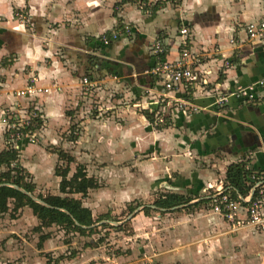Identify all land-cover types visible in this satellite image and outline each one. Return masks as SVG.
Instances as JSON below:
<instances>
[{
  "label": "crops",
  "instance_id": "crops-1",
  "mask_svg": "<svg viewBox=\"0 0 264 264\" xmlns=\"http://www.w3.org/2000/svg\"><path fill=\"white\" fill-rule=\"evenodd\" d=\"M263 17L264 0H0V119L9 108L31 106L40 114L34 137L39 130L43 141L57 145L64 140L59 130L68 128L75 110L81 135L66 138L63 149L79 158L93 140L110 137V147L146 158L139 185L133 180L112 193L97 187L82 198L60 191L56 153L22 139L20 165L35 189L54 186L59 188L55 195L81 198L95 218L113 200L130 202L158 187L191 196L193 203L208 198L227 184V167L234 162L246 161L264 172V87H258L255 100L215 102L236 85L264 78V41L250 39L245 30L248 22ZM126 24L133 34L125 33ZM184 25L189 28L186 46L203 56L204 82L172 95L197 110L173 108L168 122L155 130L146 115L156 96L147 89L161 87L146 73L155 61L152 44L163 40L166 57L176 59L184 47L179 32ZM113 31L119 37L105 45L102 35ZM87 75L97 86L82 83ZM32 78L49 91L15 96L14 90ZM127 97L132 108L119 105ZM91 101L99 111L94 118L84 111ZM6 141L0 120V152L9 148ZM184 209L158 210L155 216L140 210L127 233L105 227L112 231L109 244L115 245L108 251L117 249L108 253L94 234L66 240L65 230L55 224L36 230L40 222L31 207H21L14 217L10 208L0 213V264H264V232L233 225L202 204ZM103 223L112 225L100 220L95 226L101 229Z\"/></svg>",
  "mask_w": 264,
  "mask_h": 264
},
{
  "label": "built area",
  "instance_id": "built-area-1",
  "mask_svg": "<svg viewBox=\"0 0 264 264\" xmlns=\"http://www.w3.org/2000/svg\"><path fill=\"white\" fill-rule=\"evenodd\" d=\"M142 4L145 7L148 2ZM245 30L250 39L264 41V17L248 22L245 25ZM124 31L128 35L134 32L130 24L124 26ZM179 32L185 39L182 42L184 47H182L176 59L170 60L166 57L168 46L163 40L156 39L152 44L155 61L146 69V73L153 76L155 83L161 86L159 90L152 87L147 89L148 92L156 94L155 98L147 105V109L150 110L153 116L152 124L154 126L166 124L173 108L182 112L197 110V107L191 104L189 100L182 96L172 95L176 91H185L188 86L204 82L201 70L203 56L186 46L189 28L184 25ZM118 37L119 32L113 31L110 35L103 34L101 38L102 42L107 45ZM226 64L229 65V62H226ZM82 83L87 88L97 86V81L91 79L88 75L83 76ZM258 87H264V78L248 85H236L230 92L218 96L215 102L218 105H224L230 97L241 100H255L260 97ZM47 91H49L48 87L38 85L36 78H32L22 88L14 90V95L17 97H33ZM139 105L142 107L141 104ZM151 105L156 107L150 108ZM37 117H40L39 112L36 109L32 110L31 106H17L4 111L0 120L6 128V143L9 148L18 149L17 144L22 139L33 140L35 131L28 127L33 125ZM250 178L251 181L255 180L253 185L255 190L252 194L250 190L246 196L240 194L238 198H233L226 184L214 193L209 194L208 198L213 200L212 210L228 222L238 227L246 226L251 227L256 232H264V172L253 171Z\"/></svg>",
  "mask_w": 264,
  "mask_h": 264
},
{
  "label": "rangeland",
  "instance_id": "rangeland-1",
  "mask_svg": "<svg viewBox=\"0 0 264 264\" xmlns=\"http://www.w3.org/2000/svg\"><path fill=\"white\" fill-rule=\"evenodd\" d=\"M143 3V2H142ZM143 5V4H142ZM132 100L130 97L124 98L123 101L119 104L122 107L126 108V106H128L127 108H132ZM90 106H87L88 109L86 108V106H84V111L85 114L89 115L91 118H94L96 113H98V107L97 104L94 103V101H91V104H89ZM126 108V109H127ZM109 111H107L106 113L103 112L102 116H106L108 114ZM74 116L72 118V123L69 124L67 129H63V127L59 130V134H61V136L63 137L64 140H69L71 139V137L73 135H76L77 137L79 135H81V131H82V125H80V119L78 118V114L75 112L74 110ZM77 114V115H76ZM35 123V121L33 122V124ZM75 124V125H74ZM36 125V124H35ZM75 126L76 128L73 129L72 127ZM154 126V125H153ZM155 130L157 129H161V127H153ZM33 131H36L33 129ZM38 134H36V136L33 138V140H29L31 142L35 141L39 144H42L44 147H46L47 150H57V149H63L62 148V142H59L57 145H53V143H51L50 140H45L43 141L44 137L40 135V132L38 130ZM67 138V139H66ZM103 138V137H102ZM98 137L97 138V143L96 140L92 141V145L93 147H91L90 149L86 148L83 150V152L79 153V158L76 157V155H73L74 153L70 152V149H63L68 155L73 156V161L70 163L69 165V172L67 175V180H71L72 176L74 174H78L80 176H84L83 174L92 176L98 183V187L99 188H104V189H109L110 192L112 193V191H115L117 189L120 188H127L128 187V183H131L133 180H135L134 182L136 183V185H139L138 183L143 182L142 178L145 177L144 172L146 169L143 168V161L146 158H143V154L140 153H135V154H128L126 150H122V147L119 146L118 148H112L110 147V137H104L103 139ZM89 139V138H88ZM18 150V149H17ZM74 150V149H73ZM57 154V152H54ZM20 152H19V158L16 162H14L13 166H19L18 168H21L22 170V174L23 177L25 179V181H29L32 182L33 178L31 177L30 173L27 171V169L23 168L22 165H20ZM67 165V161L60 159L58 156V162L56 166H66ZM7 170L6 166H0V173ZM78 172V173H76ZM13 174H17V170L15 169L13 171ZM72 185V182L70 181V185ZM141 186L144 187H148L145 185L140 184ZM188 187V186H186ZM184 187V189L186 188ZM60 188V187H59ZM59 188H54V186H50L49 188L47 187H37V190H34V194L36 196L39 195V193L47 196L50 194H55V192H57L59 190ZM97 188V187H96ZM95 188V189H96ZM94 188H91L88 190V192H94L95 191ZM56 190V191H55ZM169 188L166 187H158L155 188L153 190L150 191L149 196L147 197H143V196H138V198L130 201V202H125V201H118V202H114L113 200V204L111 205L109 202L108 207L105 206L104 208V213L97 215L94 219L97 221L100 220H112V221H121L126 219L133 211H130V206H135L136 204H141L143 206H150L151 209H149L148 211H144L143 208L141 209V211H143L146 215H156V211H158L159 209L153 208L152 205H154L153 203L159 198L161 197L162 194H164L166 191H168ZM61 191V190H60ZM187 192V190H186ZM69 195H72L74 193H68ZM202 203V205L204 207H212L211 205L213 204V200H210L209 202ZM9 206L10 208H13L14 206V200L10 199L9 200ZM185 211H191V209L193 210V208H187L184 207ZM115 210V211H113ZM114 212L113 217L110 216L109 214L111 212ZM164 213V212H161ZM154 215V216H155ZM102 216V217H101ZM102 218V219H100ZM131 219V218H130ZM130 219L126 220L125 222H123L122 224L116 226L114 224L110 225L107 223H103L101 229H99L100 227L98 226H93L94 232L93 233H87V234H80L79 232H75V231H71V232H67L65 230L64 227H61L63 230H65V234L68 236L66 238V240H70L72 239L74 236H81V235H95L96 240L101 244V245H105L107 248V251L109 250V248H113L115 245L109 244L110 242H112L113 240L110 237V233L112 231L114 232H118L120 230H122L124 233H127L128 230L131 229L130 227ZM108 225V226H107ZM55 226H59L56 225ZM105 227H109L112 228V231H106V229H104ZM120 233H115L113 235L114 240H118L119 236L118 235ZM74 251L76 249H73ZM117 249H110V251H108V253H116ZM120 251V250H119ZM66 257V256H65ZM139 257H143V254H141Z\"/></svg>",
  "mask_w": 264,
  "mask_h": 264
},
{
  "label": "trees",
  "instance_id": "trees-1",
  "mask_svg": "<svg viewBox=\"0 0 264 264\" xmlns=\"http://www.w3.org/2000/svg\"><path fill=\"white\" fill-rule=\"evenodd\" d=\"M146 115L149 118H153L152 114H148V112H146ZM34 121L35 123L30 125L28 128L34 129L39 125L37 123V118ZM76 137V135H73L72 139H76ZM52 151L57 152L60 159L67 161L66 166H56L55 169L56 174L61 177V192L81 193L83 198L87 195L89 189L98 187L97 181L93 177H86L85 174H83L84 176L74 174L71 180H67L69 165L74 159L73 156L68 155L63 149ZM18 158L19 150L17 149L8 148L0 152V166L7 167V170L0 173V213L9 211V200L13 199L14 206L11 208V216L14 217L16 212L21 207H31L40 222L39 225L35 227L36 230H40L43 226L56 224L64 227L67 232L75 231L80 234L94 232L95 228L93 226H88L95 224L97 220L93 218L91 209L83 205L81 198L79 199L71 196H61L55 194L43 196L39 194L38 197L50 205V207H48L37 203L22 191L6 185L5 183L17 184L30 192H34L35 190V186L32 182L25 181L21 168H18L19 166H13V163L16 162ZM15 169L17 170V174L14 175L13 171ZM253 171V168L247 167L246 161H238L228 165L226 172V186L229 188L230 195L233 198H238L239 194L243 196L248 195L251 187L255 183V180L251 181L250 178ZM70 181L72 182L71 186H69ZM192 199L193 198L191 196L186 194L165 192L153 204L158 208L170 209L178 205L187 204L192 201ZM210 200L212 199L203 198L198 202L188 204L186 207H197L202 203L207 204L206 202H209ZM138 206H141V204L130 206V211H133ZM62 209H65L67 212ZM149 209H151L150 206L143 207L144 211H148Z\"/></svg>",
  "mask_w": 264,
  "mask_h": 264
},
{
  "label": "water",
  "instance_id": "water-1",
  "mask_svg": "<svg viewBox=\"0 0 264 264\" xmlns=\"http://www.w3.org/2000/svg\"><path fill=\"white\" fill-rule=\"evenodd\" d=\"M6 185H9V186H12V187H14V188H16V189H18V190H20V191H22L23 193H25V194H27L28 196H30L34 201H36L37 203H40V204H42V205H45V206H48V207H50V205L48 204V203H46L43 199H41L40 197H38V196H36L33 192H30V191H28V190H26L25 188H23V187H21V186H19V185H17V184H10V183H5ZM254 190H255V187L253 186L252 188H251V194L254 192ZM239 196H240V194H239ZM193 201H196V200H193ZM193 201H190L189 203H187V204H182V205H178V206H175V207H172V208H170V209H166V208H158V207H156L155 205H152V207L153 208H156V209H159L160 211H167V210H173V209H178V208H183V207H186L188 204H191V203H193ZM144 206L143 205H141V206H138L126 219H124L123 221H111V220H104V221H107V222H109V223H111V224H114V225H116V226H118V225H120V224H122L123 222H125L126 220H128V219H130L136 212H138V211H140L142 208H143ZM62 210H64V211H66L65 209H62ZM67 212V211H66ZM76 223L78 224V222L76 221ZM99 223H101V222H99ZM96 225V223L95 224H93V225H91V226H88V227H92V226H95ZM84 227H87V226H84Z\"/></svg>",
  "mask_w": 264,
  "mask_h": 264
}]
</instances>
